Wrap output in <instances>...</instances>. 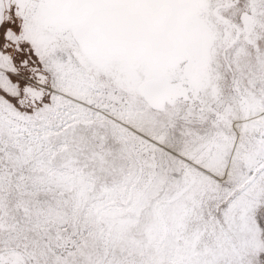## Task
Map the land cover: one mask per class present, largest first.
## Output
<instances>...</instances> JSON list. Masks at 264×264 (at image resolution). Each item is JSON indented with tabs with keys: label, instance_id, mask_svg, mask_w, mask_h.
Instances as JSON below:
<instances>
[{
	"label": "snow or ice",
	"instance_id": "1",
	"mask_svg": "<svg viewBox=\"0 0 264 264\" xmlns=\"http://www.w3.org/2000/svg\"><path fill=\"white\" fill-rule=\"evenodd\" d=\"M0 264H264V0H0Z\"/></svg>",
	"mask_w": 264,
	"mask_h": 264
}]
</instances>
